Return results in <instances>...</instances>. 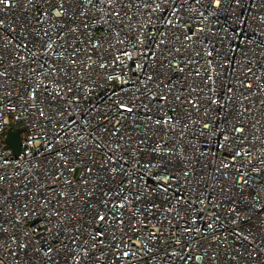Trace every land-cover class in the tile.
Returning a JSON list of instances; mask_svg holds the SVG:
<instances>
[{"label": "built area", "instance_id": "1", "mask_svg": "<svg viewBox=\"0 0 264 264\" xmlns=\"http://www.w3.org/2000/svg\"><path fill=\"white\" fill-rule=\"evenodd\" d=\"M94 3L0 0V223L8 229L0 232V262L264 264V0H242V7L221 0L215 12L208 0ZM74 51L79 62L73 64L69 57ZM169 62L183 72L169 68ZM149 73L154 81H147ZM41 81L48 89L41 86L34 100L32 86ZM144 84L151 93L145 94ZM161 95L167 99H152ZM118 98L133 100L128 106L134 111H117ZM214 99L217 104L211 103ZM38 105L50 116L39 117ZM219 105L226 107L221 111ZM161 117L171 118L174 130L156 124ZM209 118L213 123L203 129L201 121ZM61 125L69 136L74 130L87 137L80 143L88 147L82 158L73 157L79 173L61 175L56 184L51 178L60 171L55 152L67 142L63 134L57 137ZM233 125L245 130L232 131ZM18 129L20 152L15 155L5 138ZM202 129L217 134L202 136ZM90 132L99 133L107 147L96 149ZM221 133L230 136L224 148L218 147L225 143ZM153 141L176 155L157 158L150 151ZM241 149L248 155L234 162ZM148 161L159 166L152 168ZM238 168L248 174L247 184L239 179ZM68 180L75 191H93L89 203L99 198L100 204H84L83 212L77 209L78 219L53 227L55 217L49 222L36 206L42 202L39 192L52 198L45 185L56 187L52 209L62 199L60 190L75 194L65 186ZM117 188L129 199L115 196ZM133 194L141 199L132 207L148 208L147 216H131ZM109 199L124 208L113 210L111 203L105 208L103 201ZM97 212L106 219L96 218ZM117 213L125 223L115 218Z\"/></svg>", "mask_w": 264, "mask_h": 264}, {"label": "snow or ice", "instance_id": "2", "mask_svg": "<svg viewBox=\"0 0 264 264\" xmlns=\"http://www.w3.org/2000/svg\"><path fill=\"white\" fill-rule=\"evenodd\" d=\"M108 3L109 5H111L112 0H99V4L103 5L105 3ZM197 3H200L201 0H196ZM87 4H91L93 7H96V3H94V0H86ZM235 3L238 7H242V0H235ZM145 6L147 7V3L145 4ZM208 6L210 8L213 9V12L216 11V9H218L221 6V0H208ZM117 16H119V13H117ZM261 22L264 23V17L261 18ZM169 23H171V21H169ZM198 31L203 32L204 29H199ZM117 36L120 35L119 32H117L116 34ZM185 38L188 40H191L192 37L189 36L187 33H185ZM118 43H124V41L122 40H118ZM140 44H143L144 41H139ZM94 48L96 47L95 45L93 46ZM109 47H115V45L110 44ZM175 51L177 53L180 52V49L177 48L175 49ZM130 56V54H128ZM144 54L141 53V56H143ZM197 55H199V53H197ZM206 55L208 57L212 56V52L209 51L206 53ZM59 59H64L63 56L58 57ZM118 59H122V57H113V61H116ZM69 60L71 63H77L79 62V57L76 55V51L73 52L72 56L69 57ZM45 63H48L47 61H45ZM212 61L209 60L208 64L211 65ZM107 65L105 63H101L99 65V67L104 68ZM41 68L44 67V65H40ZM138 67L140 68H144L145 65L144 64H140L138 65ZM154 67V66H153ZM169 68H173L175 67L176 71H180L183 72V68L177 66H173L170 62L168 64ZM61 71L63 69H60ZM31 71L33 73L36 72V69L33 68L31 69ZM81 71H83V69H81ZM251 71V69H249V72ZM45 75H50L51 73H44ZM0 75H2V73H0ZM196 75H199V70H196ZM109 79H112L111 76L108 77ZM147 81H154V76L153 74L149 73L147 74L146 77ZM156 80H159L160 83H163V80L160 78V76H156L155 77ZM209 79H211L209 77ZM127 82V81H125ZM43 86L45 88V90L48 89V85L44 84L43 81L36 83L32 86V94H33V99L35 100L37 98L38 92L40 87ZM159 86V85H158ZM166 87V85H165ZM144 88H145V94L147 93H151L152 89L150 87H148L147 84H144ZM137 91H139V89H137ZM229 92H231V89H228ZM153 100L156 99H160V100H166L167 97L161 95L160 97H156L153 96L152 97ZM117 104V111L124 113H131L134 111V107H129V104H134V101L129 99V100H124L123 98H118L117 101L115 102ZM189 103H191L193 105L194 108L197 109V111H199V107L196 105L195 101H189ZM212 104H217V101L214 99L211 101ZM226 106L225 105H219L220 110L222 111ZM37 112L39 117H46V116H50V113H45L43 108L39 107V105L37 106ZM205 116H207L208 114V110L205 109L204 110ZM106 119V117H105ZM73 123H76V121H73ZM156 124L161 125L164 129H167L168 127H171L173 130L175 128V125L171 124V118H164L161 117L160 119H157L155 121ZM202 125H203V129H208L210 127V125L213 123V121L209 118V119H205L204 121H201ZM63 127L64 125L60 126V130L57 131V137L59 138L61 136V134H63V136L66 138V144H63L62 147H60L59 149H57V151L55 152V155L57 157H59V162L56 165V167L58 169H60V171L56 174V175H52V180L56 182V184L60 183V176L61 175H67L69 172L72 173H76L78 174L80 171V165L79 164H75L73 157H75L76 159H80L83 156V150L86 149L88 147L87 143H80V141H86L87 137L80 135L79 133H77L76 131H72L71 136L68 135V133H63ZM183 127L187 128V125H184ZM103 131H107L106 128H103V126H101ZM203 129L201 130V135H216L217 133L213 130V131H209L207 133H205L203 131ZM245 129H243L242 127H238L236 125H233L232 131L235 132H243ZM112 135H115V130H113V132L111 133ZM223 140H224V144H219L218 147L219 148H224L225 144L230 140V136L227 134H223ZM89 135L92 136V139L95 141V148L96 149H102L107 147V145L102 144L99 142V133H93L90 132ZM165 135H167V132H165ZM73 137H75V139H73ZM183 137H181L182 139ZM163 139V138H161ZM141 143H143V141H141ZM166 144V142H165ZM117 147H119V145H117ZM74 148V150H73ZM45 151H48V147H45ZM135 151H142V149L137 148ZM135 151L133 152V156L135 155ZM150 151L152 153H154L156 155L157 158H162L165 155H169V152H171L172 155H176V152L173 149H169L168 151H163L161 149V143L157 142V141H153V146L151 147ZM201 155H203V153H201ZM242 155H248V153L246 151H244L243 149H241L240 151H237L235 153V155L232 157L233 161L235 162L237 160L238 157H241ZM111 161V157L108 158ZM65 161H67V163H65ZM134 163H139V160H135L133 161ZM114 163V162H113ZM148 164L151 165L152 168H156L159 165L157 163H154L152 161H148ZM250 163V162H249ZM229 165L225 162L224 163V167H228ZM87 171L90 173L92 171V167L91 166H87ZM115 166H113L112 168V172H115ZM217 171H220V169H217ZM253 171L259 173L261 170L257 169V168H253ZM237 172H239V179H241L243 181L244 184L248 183V180L245 179V177L248 175L246 172H242L240 171V169H237ZM51 175V173H50ZM184 175L187 176L188 172H184ZM81 180L83 181L84 184H88L89 180L85 177L82 176ZM94 183V182H92ZM128 183L130 185H135V181L131 178H129ZM65 186L67 188H70L73 190V192L75 193L74 195H72L71 197H69L68 193L64 190H60L58 195L59 197H61L62 199H56V206L52 209L49 208V205L51 204V200L52 198L55 197V195L57 194V189L54 185H45V187L48 189L49 192L53 193V197L50 198L49 195L47 194V192H39V190H37L39 192L40 195V199L42 202L37 201L36 206L37 208H39L42 212H46L48 214L49 217V222H51V219L53 217H55L56 219V225H54L53 227L59 226V225H65L66 222L72 220V219H78V216L76 215L77 209L79 210V212H83L84 208L83 205L87 204L88 207L90 208H96L99 206L100 204V200L99 198L97 199L96 202L94 203H89V198L92 197L94 195L93 191H88L87 189H82L81 191H75V186L72 184L71 180L65 181ZM262 186H264V184H262ZM122 187V186H121ZM166 191V189H165ZM106 195V194H105ZM114 195L117 197H121L124 200H128L129 197L126 195H123L121 188H117L114 190ZM141 199V196L138 194H133L131 200L129 201V212L131 213V216L133 217H138L140 215H144L147 216L149 214V210L148 208H145L143 212L140 211L139 206L136 207H132L133 204H135L136 201H139ZM63 201V203H62ZM78 201H81V203H77ZM112 204V208L113 210L115 209H123L124 208V204L123 203H114L113 201H111V199L109 200H104L103 201V205L105 208L108 207L109 204ZM201 203H203V200H201ZM25 207H27V205H25ZM61 207H62V211H61ZM153 207L159 208V205H153ZM168 211H172V209H168ZM18 216L22 215L24 217H27L29 215V212H19L17 213ZM96 218H98L100 221H104L106 219V217L104 215H100L99 212H97L96 214ZM116 219L119 220L120 223H125V221L121 218V214L117 213V216L115 217ZM217 219H219V217H217ZM137 223H140L139 219H137L136 221ZM17 223H19V221H17ZM129 223V227L131 228V221H128ZM194 223V221H193ZM212 225H208V227L210 228ZM144 228L147 229V225H144ZM8 229L4 228L2 223H0V232L3 233H7ZM84 233H87V227L83 228ZM77 233L81 232L80 228L76 229ZM89 235V237L92 240H96L97 237L95 235H92L91 233H87ZM150 235L154 236L155 233H149ZM102 235V234H101ZM101 243H103V241H100ZM85 243H87V240H85ZM26 247V246H23ZM51 250V245H49V251ZM47 254V253H46ZM0 264H2V262H0Z\"/></svg>", "mask_w": 264, "mask_h": 264}, {"label": "water", "instance_id": "3", "mask_svg": "<svg viewBox=\"0 0 264 264\" xmlns=\"http://www.w3.org/2000/svg\"><path fill=\"white\" fill-rule=\"evenodd\" d=\"M6 144L13 150L15 155H18L20 152L19 142H20V129L12 132L8 131L5 138Z\"/></svg>", "mask_w": 264, "mask_h": 264}]
</instances>
